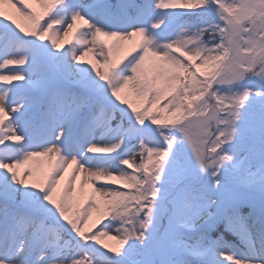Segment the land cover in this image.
Here are the masks:
<instances>
[{
    "label": "snow or ice",
    "instance_id": "6c2138e0",
    "mask_svg": "<svg viewBox=\"0 0 264 264\" xmlns=\"http://www.w3.org/2000/svg\"><path fill=\"white\" fill-rule=\"evenodd\" d=\"M0 264H264V0H0Z\"/></svg>",
    "mask_w": 264,
    "mask_h": 264
},
{
    "label": "rangeland",
    "instance_id": "374dc122",
    "mask_svg": "<svg viewBox=\"0 0 264 264\" xmlns=\"http://www.w3.org/2000/svg\"><path fill=\"white\" fill-rule=\"evenodd\" d=\"M71 39V35L69 37H64L61 33L58 43H60L62 45V47H68L70 46L68 41ZM85 60H90L91 59V54H89V56L84 57ZM239 241V240H238ZM228 243L233 244L235 246H238L237 244H235L234 242H232L231 240H228Z\"/></svg>",
    "mask_w": 264,
    "mask_h": 264
},
{
    "label": "trees",
    "instance_id": "16d2710c",
    "mask_svg": "<svg viewBox=\"0 0 264 264\" xmlns=\"http://www.w3.org/2000/svg\"><path fill=\"white\" fill-rule=\"evenodd\" d=\"M108 243H110V244H114V241H108Z\"/></svg>",
    "mask_w": 264,
    "mask_h": 264
}]
</instances>
